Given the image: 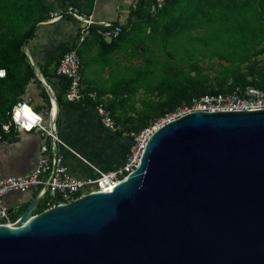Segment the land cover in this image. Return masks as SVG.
Here are the masks:
<instances>
[{
  "label": "water",
  "instance_id": "1",
  "mask_svg": "<svg viewBox=\"0 0 264 264\" xmlns=\"http://www.w3.org/2000/svg\"><path fill=\"white\" fill-rule=\"evenodd\" d=\"M42 199L0 225V264H264V108L187 113L115 187Z\"/></svg>",
  "mask_w": 264,
  "mask_h": 264
},
{
  "label": "trees",
  "instance_id": "2",
  "mask_svg": "<svg viewBox=\"0 0 264 264\" xmlns=\"http://www.w3.org/2000/svg\"><path fill=\"white\" fill-rule=\"evenodd\" d=\"M95 2L59 0V5L63 12L70 6L81 11L87 6L91 14ZM155 4V0H139L135 8L129 6L124 22L117 25L113 21L109 27L90 25V34L83 42L79 39L84 26L79 27V45L87 42L86 46L98 51L95 56L86 53L85 60L81 57L82 66L84 62H98L104 70L113 66L118 53H124L130 62L123 69L130 77L99 89L107 96L106 105L121 126L118 135L139 133L152 120L175 112L194 97L227 94L250 85L264 89V58H260L264 55V0H167L160 10L154 9ZM55 9L48 0H0V68L7 71L6 77H0V134L5 138L16 131L12 125L5 133L3 124L10 121L12 109L30 81L37 79L26 39L35 37L40 23L48 21ZM66 18L74 17L64 15L61 19ZM117 26L121 31L110 40L100 33ZM215 57L220 60L219 74L208 83L209 78L200 75L199 61ZM136 58H142L144 64L138 65ZM186 64L189 68L182 70ZM193 70L195 75L191 74ZM60 79L66 92L69 78ZM142 87L147 94L142 108L126 115L127 105ZM58 99L62 103V97ZM83 101L95 106L90 99ZM38 194L37 191L35 196ZM60 198L59 193L45 196L35 213L46 210L49 202H58ZM29 204L20 208L21 215Z\"/></svg>",
  "mask_w": 264,
  "mask_h": 264
},
{
  "label": "built area",
  "instance_id": "3",
  "mask_svg": "<svg viewBox=\"0 0 264 264\" xmlns=\"http://www.w3.org/2000/svg\"><path fill=\"white\" fill-rule=\"evenodd\" d=\"M155 1L154 9L159 10L164 8L167 2V0ZM138 2L139 0H132L130 5L135 8ZM64 15H72L84 23L80 36L81 41L85 40L90 34L89 26L96 23L92 15H88L74 6H70L65 12H52L48 21L58 17L62 18ZM99 24L109 27L112 25V22L100 21ZM120 31L121 27L117 26L111 31H100V33L111 37ZM0 72L3 73L0 77H6V69L0 68ZM57 74L66 76L70 80V86L65 95L69 102H81L85 99H90L95 104L94 108L101 123L114 132L118 131L120 125L117 124L114 115L108 109L105 97L100 95L97 90L89 88L84 81L82 60L77 50H68L63 53L57 67ZM39 79L47 85L42 76ZM47 87L54 99H56L53 90L49 86ZM18 108H23L27 114L29 120L27 127L22 126L16 120V109ZM260 108H264V89L253 85L227 94L218 93L194 97L190 103H183L175 112L157 120H152L141 132H125L124 135L131 138L132 142L129 153L122 165L107 171L93 167L96 171L95 176L79 178L71 174L61 153L60 145L62 144V140L58 133L57 114H53L52 111L46 112V115L49 117L46 123V117L33 108L31 99H20L12 109L10 121L3 124L4 131L9 132L12 125L17 130L25 132L39 130L44 136L49 138V141L41 144L37 163L32 172L25 175H3L0 170V225H12L19 221L21 217L20 209H10L4 204V196L10 193H26L30 190H37L39 194H43V198L47 195L54 197L59 193L61 198L58 202H49L50 207H52L58 204L69 203L87 193L98 190H109L115 187L140 165L142 154L151 135L160 126L171 120L197 110ZM23 119L24 117H21V120ZM1 141H4L3 134H0Z\"/></svg>",
  "mask_w": 264,
  "mask_h": 264
},
{
  "label": "crops",
  "instance_id": "4",
  "mask_svg": "<svg viewBox=\"0 0 264 264\" xmlns=\"http://www.w3.org/2000/svg\"><path fill=\"white\" fill-rule=\"evenodd\" d=\"M121 1L96 0L93 12L89 14L87 11L86 14L92 15L96 23L100 21L113 22L117 19L124 22L128 17L132 0H123L125 5H121ZM82 12L85 13V11ZM51 21L54 22L45 21L40 23L41 25L38 27L35 37L29 40L28 53L33 64L39 67L40 74L36 72L37 79L30 81L21 99H31L33 108L46 117V123L49 119L46 112L52 111L54 114L56 101L58 133L62 140L60 150L64 156L65 164L74 176L79 178L93 177L96 175L93 167L107 171L122 165L129 153L130 145L129 147L128 145L119 147L117 156L113 161L109 160V162L99 160L86 149L85 146H91V144L99 142L98 136H110L112 132L110 129L103 127L94 106L87 105L84 101L83 103L82 101L71 103L66 99L67 91L65 92L66 89L62 84L60 75L57 74V67L63 53L68 50H77L75 49L77 46H85V54L92 52V56H95L98 51L94 47L91 48V45L86 46L87 42L79 45L77 36L80 23L78 20L66 18L56 22L55 19ZM107 39L110 40L109 37ZM83 41L80 40V42ZM71 46H73V49H68ZM78 54L81 58L79 51ZM95 65L100 67V72H104L100 63L90 61L88 64L90 70L93 69L94 73L98 72L97 67L94 68ZM82 74L87 86L100 93L95 82L89 81L85 77L83 66ZM40 76L45 79L47 85L39 79ZM94 80L101 83L98 76L94 77ZM101 84L104 85L103 83ZM47 86L53 90L56 99L49 92ZM100 95L104 96L106 101L107 96L102 93ZM60 96L63 100L62 103L58 101ZM47 102L48 106H46ZM15 131L16 133L10 135L9 138L4 137V141L0 142V170L3 175H25L32 172L37 163L41 144L49 141V138L44 136L39 130L25 132L15 128ZM116 141L117 145L120 144L118 139ZM77 153H81L87 160L78 158ZM35 193H37V190L22 193L28 196L16 205L11 201L12 199L3 201L8 208L19 210L23 205L30 203L35 198Z\"/></svg>",
  "mask_w": 264,
  "mask_h": 264
},
{
  "label": "rangeland",
  "instance_id": "5",
  "mask_svg": "<svg viewBox=\"0 0 264 264\" xmlns=\"http://www.w3.org/2000/svg\"><path fill=\"white\" fill-rule=\"evenodd\" d=\"M55 9L54 12H61V6L59 5V0H48ZM121 5H125L123 0L121 1ZM88 7H85V13L87 12ZM93 17V16H92ZM61 18H56L55 22L60 20ZM76 19V18H75ZM53 20V19H52ZM78 20V19H76ZM79 21V20H78ZM49 22V21H47ZM54 22V21H51ZM80 25H84V23L82 21H79ZM51 25V24H48ZM110 38V37H109ZM79 51L81 54V57L83 58V60H85V46H79ZM150 55V54H148ZM260 58H264V55H261ZM136 62L137 64H144L143 59L141 58H136ZM130 62L126 59V55L124 53H118L115 56V61L113 62V66L108 65L105 69L104 72L102 73V71L100 72V67L96 66L94 68H96L98 70V72L96 71V73L93 72V69L90 70V67L88 66V64L86 62L83 63V73L85 75V77H87V79L89 81H94L96 86L100 89V87L102 86L101 83H103L104 85H109L111 82L114 83H118V80H126V78L130 77V74H125V71H123L124 67L129 64ZM220 60L219 58L215 57L212 59H207L206 61H199V66H200V72L202 76L208 77L209 81L208 83H211L212 79L219 74V66ZM189 68V65H184L181 67V69L186 70ZM197 72L196 71H192L191 74L195 75ZM98 76V78L100 79L101 83L99 81L94 80L95 76ZM114 75V76H113ZM147 96L145 88L142 87L137 93L136 95L133 97L131 103L129 105H127L126 107V115H130V114H135L134 111L135 110H139L142 108L143 103L142 100L143 98H145ZM153 99L156 98V95H152L151 96ZM46 106H48V102L46 104ZM133 106V108H132ZM103 125V124H102ZM103 127H105L103 125ZM106 128V127H105ZM108 129V128H106ZM121 129V126L118 128V130ZM109 130V129H108ZM112 132V134L110 136H106V137H102V136H98V140L99 142H96L94 144H91V146H85L86 149L88 151H90L91 153H93V156L96 158H99V160H102L103 162H109L113 161L115 159V157L117 156V153L119 152V147H123V146H127L129 147V145L131 144L132 139L128 138V136L123 135L120 136L118 135L116 132L110 130ZM116 139H118V144L117 145V141ZM78 154V158L81 159H86L85 156H83L81 153H77ZM88 158V157H87ZM90 166L91 163H89ZM28 195L22 194V193H10L4 196V200L8 201L10 199H12L11 201L16 204L20 203L21 201L25 200L26 197ZM20 211V210H19Z\"/></svg>",
  "mask_w": 264,
  "mask_h": 264
},
{
  "label": "clouds",
  "instance_id": "6",
  "mask_svg": "<svg viewBox=\"0 0 264 264\" xmlns=\"http://www.w3.org/2000/svg\"><path fill=\"white\" fill-rule=\"evenodd\" d=\"M2 75H3V73L0 72V76H2ZM21 117H24V119L21 120ZM37 119H38V117H37ZM16 120L22 126H25V127L28 126L29 120H28L27 114H26V112H25V110L23 108L16 109Z\"/></svg>",
  "mask_w": 264,
  "mask_h": 264
},
{
  "label": "bare ground",
  "instance_id": "7",
  "mask_svg": "<svg viewBox=\"0 0 264 264\" xmlns=\"http://www.w3.org/2000/svg\"><path fill=\"white\" fill-rule=\"evenodd\" d=\"M51 22V21H49ZM54 114L56 115L57 114V106H56V101H55V107H54Z\"/></svg>",
  "mask_w": 264,
  "mask_h": 264
}]
</instances>
